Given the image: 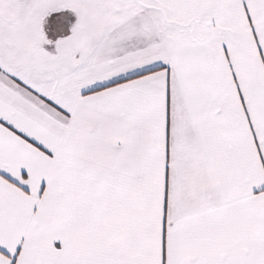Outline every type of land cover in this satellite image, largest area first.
Instances as JSON below:
<instances>
[{
	"label": "snow or ice",
	"instance_id": "1",
	"mask_svg": "<svg viewBox=\"0 0 264 264\" xmlns=\"http://www.w3.org/2000/svg\"><path fill=\"white\" fill-rule=\"evenodd\" d=\"M0 264H264V0H0Z\"/></svg>",
	"mask_w": 264,
	"mask_h": 264
}]
</instances>
